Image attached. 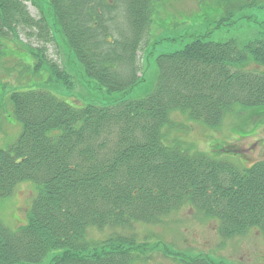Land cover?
<instances>
[{"label": "trees", "instance_id": "16d2710c", "mask_svg": "<svg viewBox=\"0 0 264 264\" xmlns=\"http://www.w3.org/2000/svg\"><path fill=\"white\" fill-rule=\"evenodd\" d=\"M28 1L0 0V56L17 30L44 45L58 35L85 79L122 97L80 106L44 90L10 95L22 129L0 151V200L23 182L34 183L37 195L24 226L0 228V264H42L52 252L49 264H135L152 250L137 243L136 225H158L185 206L215 222L222 239L251 229L264 238V162L240 169L162 142L171 113L217 127L235 107L264 108V38L240 44L195 37L156 57L154 88L130 100L125 96L142 82L138 53L157 0H43L46 14L38 19ZM28 51L21 55L32 74L72 85L44 47ZM89 229L114 233L94 243Z\"/></svg>", "mask_w": 264, "mask_h": 264}, {"label": "rangeland", "instance_id": "374dc122", "mask_svg": "<svg viewBox=\"0 0 264 264\" xmlns=\"http://www.w3.org/2000/svg\"><path fill=\"white\" fill-rule=\"evenodd\" d=\"M249 2L251 0H227L223 7L224 0H157L149 37L138 53L142 82L125 98L136 100L150 93L157 76L154 59L183 49L195 37H204L205 42L235 40L240 44L264 38V0H257L255 6H249ZM44 4L43 0L26 2L35 19L40 17L42 10L41 13L46 14ZM15 35L8 38L0 56V151L11 147L22 129L13 114L10 101L13 92L44 90L70 105L80 106L110 103L122 97L121 93L108 96L85 79L60 36H54L53 42L44 45L20 30ZM36 46L44 47L47 60L70 76V87L55 79L45 82V73L32 74L25 66L29 61L21 54L29 52L28 47ZM162 135V142L167 147L179 146L190 153L230 162L240 169L264 162V108L235 107L217 127L193 122L186 115L174 112L162 129ZM36 195L37 186L23 182L16 186L10 197L0 200V228L16 231L24 226ZM216 230L215 222L187 206L158 225H136L137 243L146 244L152 250L140 255L135 264H189L188 260L201 258L223 264H264V238L257 230L251 229L242 236L229 239L219 237ZM113 233L112 230L89 229L87 238L98 243ZM55 253L49 254L42 264H49Z\"/></svg>", "mask_w": 264, "mask_h": 264}]
</instances>
